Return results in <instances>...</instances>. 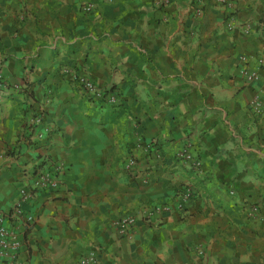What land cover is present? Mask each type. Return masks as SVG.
I'll use <instances>...</instances> for the list:
<instances>
[{
    "label": "crops",
    "instance_id": "obj_1",
    "mask_svg": "<svg viewBox=\"0 0 264 264\" xmlns=\"http://www.w3.org/2000/svg\"><path fill=\"white\" fill-rule=\"evenodd\" d=\"M229 1L244 30L217 0H0V210L44 157L64 164L25 205L26 264H264V70L239 63L264 56V0Z\"/></svg>",
    "mask_w": 264,
    "mask_h": 264
},
{
    "label": "built area",
    "instance_id": "obj_2",
    "mask_svg": "<svg viewBox=\"0 0 264 264\" xmlns=\"http://www.w3.org/2000/svg\"><path fill=\"white\" fill-rule=\"evenodd\" d=\"M218 3L225 8V24L232 31L239 25L234 14L233 4L229 0H217ZM91 9V5H88ZM245 29V25L239 26ZM240 73L246 82L254 81L260 78V71L264 70V56L257 58V67L251 68L250 57L246 54L239 56ZM65 72L73 73L70 69H64ZM74 79L89 94L100 96L93 81L85 75L74 74ZM7 87V79L0 70V90ZM108 101H115V97L110 95ZM250 109L256 114L264 113V103L260 99H254L249 102ZM32 124H40L42 122L41 115H36L31 120ZM47 130V129H45ZM43 138V133L38 134ZM176 157L185 163L191 164L194 168L200 169L202 162L194 157L188 147H184L177 152ZM42 166L37 168L19 188V196L9 211L0 210V264H26L22 257V252L27 248L25 233L34 223V216L25 209V205L36 196L39 192L45 190L56 189L61 183V174L64 170V164L53 161L49 157L42 159ZM126 170L131 175H137L138 161L136 157L130 155L125 163ZM233 193V191H232ZM193 190L190 185H185L179 192V207H183V201L191 198ZM170 206L166 204L153 206V212L161 213L170 210ZM152 212V213H153ZM138 217L133 214L120 216L115 221L120 233L127 234L128 231L137 223ZM96 255L93 251L82 256L78 264H94Z\"/></svg>",
    "mask_w": 264,
    "mask_h": 264
},
{
    "label": "trees",
    "instance_id": "obj_3",
    "mask_svg": "<svg viewBox=\"0 0 264 264\" xmlns=\"http://www.w3.org/2000/svg\"><path fill=\"white\" fill-rule=\"evenodd\" d=\"M35 172V171H34Z\"/></svg>",
    "mask_w": 264,
    "mask_h": 264
}]
</instances>
